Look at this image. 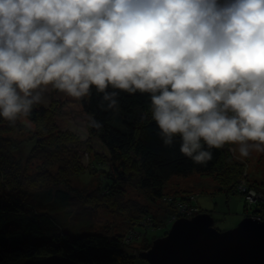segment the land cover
I'll return each mask as SVG.
<instances>
[{
	"label": "clouds",
	"instance_id": "9594fccd",
	"mask_svg": "<svg viewBox=\"0 0 264 264\" xmlns=\"http://www.w3.org/2000/svg\"><path fill=\"white\" fill-rule=\"evenodd\" d=\"M50 91L113 112L148 95L195 164L264 153V0H0V118L27 125Z\"/></svg>",
	"mask_w": 264,
	"mask_h": 264
},
{
	"label": "trees",
	"instance_id": "16d2710c",
	"mask_svg": "<svg viewBox=\"0 0 264 264\" xmlns=\"http://www.w3.org/2000/svg\"><path fill=\"white\" fill-rule=\"evenodd\" d=\"M65 99L69 102L70 98L65 96ZM119 99L118 112L101 109L100 96L95 91L84 101L71 99L69 105L77 107L74 110L83 116L93 114L103 125L101 129L89 127L91 134L107 149L104 155L108 157L107 161L103 156L100 162L99 154L93 155L95 160L90 163L91 172L97 175L90 174L99 181L98 193L91 196L97 201L95 205L110 206V212L117 211L122 216L130 214L128 220L139 225L149 212L133 200L124 201L126 185L138 186L150 201L158 202L165 199V188L173 178L193 175L209 178L216 174L224 152L223 148L212 149L210 161L195 164L180 153L179 140L172 147L163 144L157 126L150 118L148 95L121 92ZM40 109L35 107L29 120L37 124L48 118L53 122L55 118L50 117L51 112ZM0 120V264H58L57 261L65 264H133L136 257L141 258L140 253L136 257L127 253L125 234H112L105 229L95 231L90 226L77 234L66 228L59 214L73 199V191H58L59 194L56 191L41 197L30 191L29 178L24 177L27 172L21 161L20 146L15 139L5 135V130L14 132L17 126ZM66 146L63 142L56 149ZM50 150L44 148L45 154L53 149L50 147ZM231 171L228 167L219 173V179H226L220 187L241 193L237 188L239 176L230 175ZM185 197L190 199L189 205L186 204L188 207L201 209L194 204L197 196L188 194ZM252 207L256 208L255 214L260 212L259 209L264 210V204ZM201 213L210 212L202 210ZM146 221L148 223V219Z\"/></svg>",
	"mask_w": 264,
	"mask_h": 264
},
{
	"label": "rangeland",
	"instance_id": "374dc122",
	"mask_svg": "<svg viewBox=\"0 0 264 264\" xmlns=\"http://www.w3.org/2000/svg\"><path fill=\"white\" fill-rule=\"evenodd\" d=\"M69 102L61 93L50 91L47 93L46 102L37 105L36 108L48 109L51 112L50 117L55 118L53 122L51 119L43 118L37 124L31 120L27 125L17 123L14 132L5 130V135L15 139L20 146L21 161L27 172L24 177L29 178L27 182L30 191L38 197L47 193L55 194L56 191L58 194V191L70 192V189L73 191L71 193L73 199L69 200V205L59 214L65 227L72 232L79 234L90 226L91 230L95 231L105 229L112 234H125L127 253L136 257L152 246L155 240L168 235L173 226V219L180 215V209L175 206V201L188 194L198 197L197 203L194 204L199 205L201 209L189 208H195L196 213H201L199 211L202 210L209 211L214 219V228L220 232L236 228L245 218L259 220L260 215H264V210L260 209V212L255 214L256 208L251 206L264 204V153H253L251 157L242 159L229 147L223 148L224 155L216 174L209 178L199 175L173 178L165 188V199L158 202L152 199L150 201L138 186L126 185L123 188L124 201H136L147 210V213L149 212L142 219L145 224H132L127 218L130 214H124L125 217L117 211L112 213L109 211L110 206L107 208L96 206L97 201L91 196L98 193L99 181L90 174L95 173L91 172L90 163L95 160L93 155L98 154L100 162L103 156L108 161L107 155H104L107 154V149L91 134L85 116L74 110L77 107H71ZM54 106L56 109H50ZM79 109L83 110L81 107ZM63 142L67 146L56 149ZM41 145L44 147H40ZM46 147L49 151L50 147L53 149L48 155L44 151ZM228 167L232 168L230 175L239 176L240 183L237 188L241 193L230 192L225 187H220L226 183V179H219V173ZM251 197L252 201L249 199ZM151 218L156 223V226L153 224L154 228L146 221ZM131 232L135 236L129 239L128 235ZM57 263L65 264L61 261ZM133 264L149 263L136 257Z\"/></svg>",
	"mask_w": 264,
	"mask_h": 264
},
{
	"label": "water",
	"instance_id": "95a60500",
	"mask_svg": "<svg viewBox=\"0 0 264 264\" xmlns=\"http://www.w3.org/2000/svg\"><path fill=\"white\" fill-rule=\"evenodd\" d=\"M140 256L149 264H264V222L248 217L220 232L210 213L181 218Z\"/></svg>",
	"mask_w": 264,
	"mask_h": 264
},
{
	"label": "built area",
	"instance_id": "2783aa9c",
	"mask_svg": "<svg viewBox=\"0 0 264 264\" xmlns=\"http://www.w3.org/2000/svg\"><path fill=\"white\" fill-rule=\"evenodd\" d=\"M249 199L252 201V197L249 198ZM251 204H254V203L251 202ZM251 206H253V205H251ZM178 209H180V215H178V217H175L173 219L174 222L179 220L180 217H182V216H185V218H187V219H191V218H193L194 216H196L198 214V213H196V211L193 208H189L186 204H185L184 207L178 208ZM259 221H264V215H262V216L260 215Z\"/></svg>",
	"mask_w": 264,
	"mask_h": 264
},
{
	"label": "bare ground",
	"instance_id": "6f19581e",
	"mask_svg": "<svg viewBox=\"0 0 264 264\" xmlns=\"http://www.w3.org/2000/svg\"><path fill=\"white\" fill-rule=\"evenodd\" d=\"M189 201H190V199H188L187 197H182V198H180V199H178V200H176L175 201V206L177 207V208H182V207H184L185 206V204L186 203H189ZM136 202V201H135ZM138 203V202H137ZM139 204V203H138ZM199 212H201V211H199ZM199 214H202V213H198L197 215H199ZM156 220H158V219H155V221ZM178 221V220H177ZM176 222V221H175ZM174 222V223H175ZM148 224L151 226V227H153L154 228V225L156 226V223L154 222V220H153V222L151 221V219L148 221ZM154 224V225H153ZM134 228V227H133ZM133 236H135V234L133 233V232H131L129 235H128V237L129 238H132Z\"/></svg>",
	"mask_w": 264,
	"mask_h": 264
}]
</instances>
